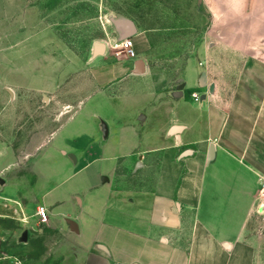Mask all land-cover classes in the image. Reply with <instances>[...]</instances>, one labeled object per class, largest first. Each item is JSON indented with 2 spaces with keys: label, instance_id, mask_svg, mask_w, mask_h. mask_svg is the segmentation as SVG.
<instances>
[{
  "label": "crops",
  "instance_id": "obj_1",
  "mask_svg": "<svg viewBox=\"0 0 264 264\" xmlns=\"http://www.w3.org/2000/svg\"><path fill=\"white\" fill-rule=\"evenodd\" d=\"M37 1L0 0V10L13 3L12 13L0 11L3 86L53 91L83 67L45 21L24 41L14 40L6 19L33 18L36 26V18L45 17ZM215 1L220 49L245 58L231 97L215 104L190 56L172 101L163 84L150 83L168 81L165 74L148 80L153 72L144 61L143 73L135 75L136 58H117L89 70L87 79L78 76L79 104L63 125L82 126L53 149L69 175L48 187L41 177L31 188L24 212L48 208V223L14 219L9 248L0 236V264H251L246 229L264 181V0H236V24L229 0ZM143 42L136 41L138 48ZM92 62L104 65L90 55ZM92 98L97 101L87 109ZM172 127L180 130L171 134ZM6 150L0 147V162L12 160ZM94 166L87 181L78 180Z\"/></svg>",
  "mask_w": 264,
  "mask_h": 264
},
{
  "label": "rangeland",
  "instance_id": "obj_2",
  "mask_svg": "<svg viewBox=\"0 0 264 264\" xmlns=\"http://www.w3.org/2000/svg\"><path fill=\"white\" fill-rule=\"evenodd\" d=\"M236 4V0H229L234 24L239 21ZM12 5L6 2L2 10L12 13ZM23 5L26 8L27 3ZM37 6L39 14L45 17L36 18V26L32 25L33 18L6 19V25L13 26L15 31L14 40L24 41L27 36L40 30L45 21V25H50L59 40L79 58L83 67L63 78L61 85L53 91L36 92L0 84V147L12 153L10 162H0L4 165L0 166V180L3 181L0 183V236L4 249L9 248L13 232L17 229L14 219L36 220V205L24 212L31 202V188L41 177L46 178L44 185L48 187L55 186L69 175L66 169L60 171L62 158L53 149L82 126L73 123L66 124L64 128L66 125H63L71 116L69 111L72 106L79 104L75 91L82 84L81 80L76 81L77 77L87 79L89 70L118 60L113 55L116 50L108 47L115 40L109 18L130 19L137 25L136 35L132 37L137 52L136 63L145 61L152 68L153 74L148 80L155 78L153 75L165 74L168 81L155 83L150 80V83L155 88L163 84L164 97L169 101L173 100V93L181 88V74L189 56L197 59L199 77L201 74L205 75V79L207 77L210 91L215 93L212 100L215 104L219 103L221 96L224 100L231 97L245 64V58L236 56L235 51L220 49L217 34L220 8L215 0H42L37 1ZM8 37L11 40L12 34ZM139 39L144 41L140 48L136 44ZM97 43L107 46L105 54L95 53ZM203 47L208 53L206 59L205 56L203 58ZM26 53L27 49L20 50L22 66L26 64V58L22 57ZM90 55L97 61L104 59V65L99 67L96 62L88 64ZM119 58L128 60L124 54ZM52 72L59 78L62 75L59 67L53 66ZM194 99L198 100L199 96ZM95 102L93 98L90 103L87 102V109ZM150 114L154 116L153 111L147 110L146 115ZM67 159H70L69 156ZM93 168L96 167L87 170L78 180L87 181V176L94 174ZM76 181L71 184H76ZM7 193L14 198L7 199ZM47 211L49 213L48 208ZM246 240L253 249L251 264H264V194L258 196L246 229ZM248 260L246 255L245 262Z\"/></svg>",
  "mask_w": 264,
  "mask_h": 264
},
{
  "label": "water",
  "instance_id": "obj_3",
  "mask_svg": "<svg viewBox=\"0 0 264 264\" xmlns=\"http://www.w3.org/2000/svg\"><path fill=\"white\" fill-rule=\"evenodd\" d=\"M109 22L112 25L114 33H115L114 43H118V42L123 41L125 39H130L136 34L135 25L129 19L109 18ZM104 50H105V47H104L103 44L97 43L95 45V53L97 55H103ZM142 66H143L142 62H140V61L137 62L135 64V73H138V74L143 73ZM203 82H204V76L201 75V77H200V85H202ZM179 130H180V128H178V127H172L171 130H170V133L171 134H175ZM0 183H3V181L0 180Z\"/></svg>",
  "mask_w": 264,
  "mask_h": 264
},
{
  "label": "built area",
  "instance_id": "obj_4",
  "mask_svg": "<svg viewBox=\"0 0 264 264\" xmlns=\"http://www.w3.org/2000/svg\"><path fill=\"white\" fill-rule=\"evenodd\" d=\"M109 47L111 49L116 50L113 53L115 58H119L122 54H124V56L127 59L136 58V53L133 49V42L131 39H125L118 43L109 45ZM263 194H264V181H261L259 195H263ZM35 214H36V220L40 225H46L48 223V220H49L48 211L43 206L37 205Z\"/></svg>",
  "mask_w": 264,
  "mask_h": 264
}]
</instances>
